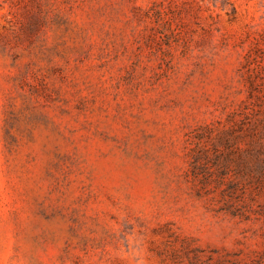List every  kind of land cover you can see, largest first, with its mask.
I'll return each instance as SVG.
<instances>
[{
  "label": "rangeland",
  "instance_id": "obj_1",
  "mask_svg": "<svg viewBox=\"0 0 264 264\" xmlns=\"http://www.w3.org/2000/svg\"><path fill=\"white\" fill-rule=\"evenodd\" d=\"M0 264H264V0H0Z\"/></svg>",
  "mask_w": 264,
  "mask_h": 264
}]
</instances>
